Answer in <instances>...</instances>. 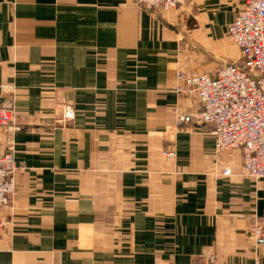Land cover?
I'll list each match as a JSON object with an SVG mask.
<instances>
[{"label":"crops","instance_id":"1","mask_svg":"<svg viewBox=\"0 0 264 264\" xmlns=\"http://www.w3.org/2000/svg\"><path fill=\"white\" fill-rule=\"evenodd\" d=\"M243 3L0 0V108L19 127L0 128V152L10 143L21 169L0 264H264L248 232L264 182L242 176L238 152L216 155L207 128L177 131L174 114L199 108L175 94L177 72L239 58L227 26Z\"/></svg>","mask_w":264,"mask_h":264},{"label":"built area","instance_id":"2","mask_svg":"<svg viewBox=\"0 0 264 264\" xmlns=\"http://www.w3.org/2000/svg\"><path fill=\"white\" fill-rule=\"evenodd\" d=\"M127 1L146 11L169 12L187 0ZM227 36L239 51L235 62L225 63L211 74L177 72L175 94L195 99L199 108L191 113L175 109L176 130L207 128L214 140L215 154L238 152L242 176L260 183L264 182V0H244L242 10L227 26ZM63 112L64 120L74 118L69 106ZM0 128L8 135L19 130L12 109L0 108ZM163 154L173 157L170 151ZM19 171L13 147L8 143L7 149L0 152V212L12 201L14 176ZM230 173L225 168L222 175ZM248 232L255 249L264 250V218L256 219ZM215 262V256L208 255L194 264Z\"/></svg>","mask_w":264,"mask_h":264}]
</instances>
